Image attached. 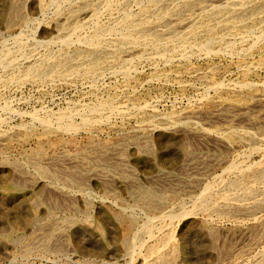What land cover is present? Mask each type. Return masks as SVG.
<instances>
[{"label":"rangeland","instance_id":"rangeland-1","mask_svg":"<svg viewBox=\"0 0 264 264\" xmlns=\"http://www.w3.org/2000/svg\"><path fill=\"white\" fill-rule=\"evenodd\" d=\"M17 16L0 22V264H158L148 248L169 234L162 257L177 248V263L181 239L199 233L192 264H264V106L251 105L264 92V0H18ZM226 101L250 108L212 116ZM34 161L62 176H39ZM148 188L164 194L152 206ZM83 214L102 237L78 227Z\"/></svg>","mask_w":264,"mask_h":264},{"label":"bare ground","instance_id":"bare-ground-1","mask_svg":"<svg viewBox=\"0 0 264 264\" xmlns=\"http://www.w3.org/2000/svg\"><path fill=\"white\" fill-rule=\"evenodd\" d=\"M195 1V0H194ZM219 2V1H218ZM24 4V3H23ZM185 4V3H184ZM194 5V4H193ZM214 5V4H213ZM186 6L187 7H190V6H192L191 5V3H188V4H186ZM240 6V5H239ZM17 14H18V0H0V22L2 21V22H4V23H8V22H10L11 20H13V19H15V17L17 16ZM227 14V13H226ZM20 15V14H19ZM18 17V16H17ZM23 17V16H22ZM25 18V17H24ZM25 20V19H24ZM227 23V22H226ZM191 24V23H190ZM7 25V24H6ZM143 25V24H142ZM137 28V27H136ZM110 29V28H109ZM156 29V28H155ZM110 31V30H109ZM193 32H195L196 31V29H193L192 30ZM108 32V31H107ZM143 32V31H142ZM106 33V32H105ZM217 33V32H216ZM179 34V33H178ZM177 34V35H178ZM101 35V34H100ZM122 35H124V34H121V36ZM125 35H127V34H125ZM129 35V34H128ZM217 35V34H216ZM216 35H214L213 34V36H211L210 38L212 39L213 37H216ZM102 36L104 37V35H101V36H98V38L99 37H101L102 38ZM120 36V35H119ZM95 37H96V35H95ZM127 37V36H126ZM131 37V36H130ZM129 37V38H130ZM98 38H97V42H98ZM100 38V39H101ZM171 38V37H170ZM174 38H176V36L174 37ZM173 38V39H174ZM125 40V38L123 37L122 38V40ZM133 39V38H132ZM211 39H209V43H210V40ZM123 40V41H124ZM93 41V40H92ZM101 41V40H100ZM108 41V40H107ZM121 41V40H120ZM104 42V41H103ZM114 42V41H113ZM119 42V41H118ZM156 42V41H155ZM171 42V41H170ZM213 42V41H212ZM211 42V43H212ZM117 43V42H116ZM125 43V42H124ZM133 43V42H132ZM174 43V42H173ZM176 43V42H175ZM209 43L207 44V45H209ZM100 44V43H99ZM103 44V43H102ZM122 44H123V42H122ZM129 44V43H128ZM135 45V44H134ZM235 45V44H234ZM100 46V45H99ZM121 46V45H120ZM97 47V46H96ZM95 47V48H96ZM174 47V46H173ZM110 48V47H109ZM153 48V47H152ZM176 48V47H175ZM177 49V48H176ZM158 50V49H157ZM94 52V51H93ZM163 54V53H162ZM80 56V55H79ZM51 58V57H50ZM99 58H100V56L98 55V53L97 54H94L93 55V60L94 61H97V60H99ZM112 59V58H111ZM75 60V59H74ZM101 60V59H100ZM53 61V60H52ZM73 61V60H72ZM97 63V62H96ZM66 65V64H65ZM88 65H90V64H88ZM30 67V66H29ZM41 67V66H40ZM80 67V66H79ZM39 68V67H38ZM37 68V69H38ZM40 69V68H39ZM36 70V69H35ZM54 70V69H53ZM101 70V69H100ZM73 71V70H72ZM26 73H28V72H26ZM43 75V74H42ZM254 95V94H253ZM218 100V99H217ZM222 100V99H221ZM237 101H238V99H237ZM100 102H102V101H100ZM104 102V101H103ZM218 102H219V100H218ZM233 102V101H232ZM241 102H242V100H241ZM105 104V103H104ZM108 104V103H107ZM97 105V104H96ZM101 105H102V103H101ZM251 105H253V106H255V105H260V106H264V92H261V93H257V94H255V97H254V101L252 102V104ZM96 107V106H95ZM98 107V106H97ZM108 107V106H107ZM247 107H249V106H247V105H245V104H240V103H229V101L227 102L226 101V103L225 102H220L219 103V107H218V109L215 111V112H213L211 115L212 116H219V118H221V117H228L227 116V114H225L224 113V111H226V110H230V109H232L233 111H234V113H235V115H238V116H240V117H242V115L244 116V111H242L243 109H247ZM256 108H257V106H255ZM259 107V106H258ZM217 108V107H216ZM250 108V107H249ZM253 108V107H252ZM95 109V108H94ZM192 109V108H191ZM90 111V110H89ZM211 112V111H210ZM227 112V111H226ZM232 112V111H231ZM88 113H92V111H90V112H88ZM209 113V112H208ZM247 113V112H246ZM61 114V113H60ZM64 114V113H63ZM63 114L61 115V116H63ZM67 114H69V113H67ZM202 114V113H201ZM229 114V113H228ZM65 115V114H64ZM210 115V114H209ZM230 115V114H229ZM232 115V114H231ZM264 115V114H263ZM262 115V116H263ZM198 116V110H196V109H194V110H190V111H187V112H183V114H182V116L180 117V118H191V117H195V119H196V117ZM205 116V115H204ZM261 116V115H260ZM261 116V117H262ZM70 117H72V116H70ZM156 117V116H155ZM206 117V116H205ZM211 117V116H210ZM214 117H212V118H214ZM239 117V118H240ZM247 117V116H246ZM260 117V118H261ZM64 118H66V116L64 117ZM264 118V117H263ZM60 119H62V118H60ZM70 119V118H69ZM85 120H89V119H87V117L86 118H84ZM145 119V118H144ZM193 119V118H192ZM191 119V120H192ZM198 119V118H197ZM210 119V118H209ZM229 119V118H228ZM43 120H46L47 121V118L46 119H43ZM42 120V121H43ZM71 120L72 119H70V122H69V124L71 123ZM184 120V119H183ZM187 121H188V119H186ZM190 120V119H189ZM216 120V119H215ZM214 120V121H215ZM221 120V119H220ZM219 120V121H220ZM246 120H247V118H246ZM45 121V122H46ZM61 121V120H60ZM67 121V120H66ZM84 121V120H83ZM182 121V120H181ZM185 121V120H184ZM192 121H194V119L192 120ZM222 121V120H221ZM226 121H227V119H226ZM48 122V121H47ZM46 122V123H47ZM150 122V121H149ZM175 122H177V121H175ZM195 122V121H194ZM193 122V123H194ZM2 123V122H1ZM6 123V122H5ZM44 123V122H43ZM49 123V122H48ZM64 123V122H63ZM86 123V122H85ZM94 123V122H93ZM178 123V122H177ZM191 123V122H190ZM226 123V122H225ZM251 123V122H250ZM260 123V122H259ZM61 124V123H60ZM67 124V123H66ZM69 124H67V127L69 126ZM171 124V123H170ZM175 124V123H174ZM192 124V123H191ZM197 124V123H196ZM258 124V123H257ZM52 125V124H51ZM59 125V124H58ZM65 125V124H64ZM85 125V124H84ZM155 125V124H154ZM150 126V128H149V131H153L155 128H156V126ZM186 125V124H185ZM188 126H190V124H187ZM255 125V124H254ZM47 126V125H46ZM72 126H73V124H72ZM93 126V125H92ZM159 126V125H158ZM166 126V125H165ZM194 126V125H193ZM9 127V126H8ZM48 127V129H46V131H48L49 130V127L50 126H47ZM61 127H63V126H61ZM69 127H71V126H69ZM74 127H75V125H74ZM171 127V126H170ZM175 127V126H174ZM181 127H183V126H181ZM185 127V126H184ZM55 128V127H54ZM77 128V127H76ZM161 128H163V127H161ZM178 128H180V127H178ZM187 128V127H186ZM190 128V127H189ZM188 128V129H189ZM195 128V127H194ZM56 129V128H55ZM78 129V128H77ZM164 129H166L165 127H164ZM187 129V130H188ZM174 130V129H173ZM181 130V129H180ZM184 130V129H183ZM182 130V131H183ZM208 130V129H207ZM61 131V130H60ZM75 131V130H74ZM168 131V130H167ZM170 131V130H169ZM175 131V130H174ZM190 131V130H189ZM194 131V130H193ZM196 131V130H195ZM36 132V131H35ZM145 132H147V131H145ZM178 132H179V129H178ZM198 134H200V135H204L203 134V132H200V131H196ZM51 133V132H50ZM191 133V132H190ZM220 133V132H219ZM140 134V133H139ZM44 135V134H43ZM49 135V134H48ZM218 136V135H217ZM193 137V136H192ZM198 137V136H197ZM143 138V137H142ZM200 138V137H199ZM219 138V137H218ZM130 139V138H129ZM187 139V138H186ZM220 139V138H219ZM222 139V138H221ZM225 140V139H224ZM125 142V141H124ZM127 142V141H126ZM200 142V141H199ZM264 142V141H263ZM132 144V143H131ZM138 144V143H137ZM133 145V144H132ZM135 145V144H134ZM220 145V144H219ZM123 146H124V144H123ZM138 146V145H137ZM140 146V145H139ZM147 146V145H146ZM185 146H187V145H185ZM136 147V146H135ZM142 147V146H141ZM137 148V147H136ZM146 148H148V147H146ZM189 148V147H188ZM258 148V147H257ZM94 149V148H93ZM141 149H144V147L143 148H141ZM187 149V148H186ZM185 149V150H186ZM97 150V149H96ZM38 151V150H37ZM36 151V152H37ZM116 151V150H115ZM118 151V150H117ZM116 151V152H117ZM138 151V150H137ZM147 151V150H146ZM105 152V151H104ZM106 152H108V151H106ZM105 152V153H106ZM114 152V151H113ZM118 152H120V151H118ZM141 152V151H140ZM186 152V151H185ZM66 153V152H65ZM103 153V152H102ZM101 153V154H102ZM137 153V152H136ZM139 153V152H138ZM150 153V152H149ZM36 154V153H35ZM38 154H40V152H38ZM37 154V155H38ZM42 154V153H41ZM60 154V153H59ZM99 154V153H98ZM97 154V155H98ZM113 155L115 154V157H116V154L117 153H112ZM100 155V154H99ZM104 155H106V154H104ZM108 155V154H107ZM106 155V156H107ZM113 155H111V156H113ZM124 156V154H122L121 153V156ZM188 155V154H187ZM35 156V155H34ZM64 156V155H63ZM66 156V155H65ZM102 156V155H101ZM122 156V157H123ZM199 156H201V155H199ZM37 157V156H36ZM97 157H100V156H97ZM108 157V156H107ZM191 157V156H190ZM35 158V157H34ZM72 158L73 157H71V159L69 160V161H71L72 160ZM74 158H76V156H74ZM90 158V157H89ZM101 158H103V157H101ZM117 159H119L120 161L122 160V158L120 157V156H117L116 157ZM193 158V157H192ZM39 159V158H38ZM68 159V158H67ZM94 159V158H93ZM123 159H125V157H123ZM202 159H204V158H202ZM7 160V159H6ZM6 160H4V161H6ZM41 160V159H40ZM53 160V159H52ZM77 160V159H76ZM78 160H82V159H78ZM95 160H97V159H95ZM98 160H100V158L98 159ZM118 160V161H119ZM9 161V160H8ZM66 161V160H65ZM102 161V160H101ZM117 161V160H116ZM188 161V165H189V167L188 168H190L192 171H197L198 170V168H200V165L202 164V163H204V162H201V161H198V160H190V158H189V160H187ZM7 162V161H6ZM11 162V161H10ZM43 162V161H42ZM46 162H49V160L48 161H46ZM50 162H52L51 160H50ZM59 162V161H58ZM71 162H73V161H71ZM80 162V161H79ZM208 162V161H207ZM34 165L36 166V171H38V173H39V176H41V175H50V176H52L53 178H59V177H61L62 176V173H61V171L62 170H59L58 168H56V167H50V165H45V164H43V163H41V162H39V161H34ZM53 163H54V161H53ZM61 163V162H60ZM74 163H77V162H74ZM119 163V162H118ZM237 163V162H236ZM11 164L13 165H11L12 167H14L13 169H15V168H17V167H20L17 163H16V161H15V163H12L11 162ZM55 164H57V163H55ZM68 164V163H67ZM238 164V163H237ZM88 165V164H87ZM116 165V164H115ZM123 165V164H122ZM202 165H205V164H202ZM5 166V163H2V164H0V170L3 168ZM61 166V165H60ZM65 166V165H64ZM80 166V165H79ZM86 166V165H85ZM236 166V165H235ZM63 167V166H62ZM71 167V166H70ZM88 167V166H87ZM115 167V166H114ZM203 167H206V165L205 166H203ZM208 167V166H207ZM251 167V166H250ZM74 168V167H73ZM72 168V169H73ZM77 168H78V166H77ZM81 168V167H80ZM93 168V167H92ZM12 169V170H13ZM24 169H26V168H24ZM61 169V168H60ZM63 169V168H62ZM98 169V168H97ZM201 169H204V168H202L201 167ZM234 169V168H233ZM69 170V169H68ZM75 170H77V169H75ZM83 170V169H82ZM93 170V169H92ZM185 170V169H184ZM22 171V170H21ZM26 171V170H25ZM35 171V170H34ZM64 171V170H63ZM72 171V170H71ZM88 171V170H87ZM89 171H91L90 169H89ZM96 171V170H95ZM190 171V170H189ZM199 171V170H198ZM17 172V171H16ZM75 172V171H74ZM74 172H72V173H74ZM92 172V171H91ZM90 172V173H91ZM98 172V171H97ZM99 172H101V171H99ZM200 172V171H199ZM201 172H203V171H201ZM23 173V172H22ZM89 173V177H90V175L92 174H90ZM102 174H103V172H101ZM100 173V174H101ZM106 173V172H105ZM109 173V172H108ZM107 173V174H108ZM193 173V172H192ZM197 173V172H196ZM16 174V173H15ZM24 174V173H23ZM23 174H21V176L23 175ZM41 174V175H40ZM97 174V173H96ZM112 174V173H111ZM200 174V173H199ZM203 174V173H202ZM12 175L13 176H15L14 174H13V172H12ZM17 175V174H16ZM27 175V174H26ZM68 175H71V172L68 174ZM94 175V173L91 175V176H93ZM98 175V174H97ZM96 175V176H97ZM205 175V174H204ZM19 176V175H18ZM67 176V175H66ZM83 176V175H82ZM103 176V175H102ZM105 177H106V175H104ZM24 177V176H23ZM26 177V176H25ZM29 177V176H28ZM71 177V176H70ZM79 177V176H78ZM88 177V176H87ZM98 177H99V175H98ZM97 177V178H98ZM108 177V176H107ZM111 177V176H110ZM113 177V176H112ZM192 177V176H191ZM195 177V176H194ZM193 177V178H194ZM204 177V176H203ZM12 178V177H11ZM11 178H10V180H11ZM40 178V177H39ZM41 178H43V177H41ZM66 178V177H65ZM72 178V177H71ZM82 178V177H81ZM94 178V177H93ZM119 178V177H118ZM192 178V179H193ZM196 178V177H195ZM20 179V177H18L17 178V180H19ZM22 179V178H21ZM29 179H30V177H29ZM73 179V178H72ZM76 179H78V178H76ZM84 179H86V178H84ZM99 179H100V177H99ZM113 179V178H112ZM120 179V178H119ZM122 179H124V178H122ZM150 179V178H149ZM174 179V178H173ZM192 179H189V182H190V180H191V182H193L192 181ZM25 180V179H24ZM28 180V179H27ZM68 180V179H67ZM70 180V179H69ZM69 180H68V182H69ZM82 180H83V178H82ZM101 180L103 181V179L101 178ZM125 180V179H124ZM159 180V179H158ZM179 180V179H178ZM195 180V179H194ZM8 181V180H7ZM21 181V180H20ZM29 181V180H28ZM34 181V180H33ZM84 181V180H83ZM114 181V180H113ZM197 181V180H196ZM223 181V180H222ZM16 182V181H15ZM17 182H19V181H17ZM75 182V181H74ZM109 182V181H108ZM123 182V181H122ZM126 182V181H125ZM125 182H123V183H125ZM188 182V181H187ZM191 182H190V184H191ZM20 183H22V182H20ZM26 184H27V182H25ZM62 183V182H61ZM69 183H72V181L71 182H69ZM78 183V182H77ZM111 183V182H110ZM221 183V182H220ZM33 184V183H32ZM73 184V183H72ZM109 184V183H108ZM17 185V184H16ZM31 185V184H30ZM34 185V184H33ZM33 185H31L32 187H30L29 189H30V192L31 193H33L34 191H35V189L38 187V185L37 184H35L34 186ZM43 185V184H42ZM105 185V184H104ZM238 185V183H235L234 184V186H237ZM240 185V184H239ZM244 185H246V184H244ZM261 185V184H260ZM19 186H20V184H19ZM23 186V185H22ZM25 186V185H24ZM59 186H61V185H59ZM212 186V185H211ZM190 187V186H189ZM21 188H24V187H21ZM47 188V187H46ZM63 188V187H62ZM242 188V187H241ZM27 189V188H26ZM155 189V188H154ZM154 189H152V188H148V189H146L144 192H142V194L140 195V198H141V200L144 202V203H146L148 206H152V201L153 200H155V199H157V200H160V199H162L163 198V196H164V194L163 193H156L155 191H154ZM209 189V188H208ZM243 190V189H242ZM53 191V190H52ZM200 191V190H199ZM51 192V191H50ZM49 192V193H50ZM112 192V191H111ZM35 193V192H34ZM42 193V192H41ZM48 193V192H47ZM1 194V193H0ZM8 194V193H7ZM59 194V193H58ZM66 194H68V193H66ZM87 194V193H86ZM198 194V193H197ZM203 194H204V192H203ZM247 194V193H246ZM2 195V194H1ZM48 195V194H47ZM33 196V195H32ZM38 196V195H37ZM66 196V195H65ZM64 196V197H65ZM86 196V195H85ZM200 196H204V195H200ZM229 196H230V192L228 191V192H225V193H223V194H221L220 195V198H225V199H227V198H229ZM69 197H72V196H70V194H69ZM92 197V196H91ZM205 197L206 196H204V199H205ZM49 198V197H48ZM75 198V197H74ZM198 198H200V197H198ZM34 199V198H33ZM64 199V198H63ZM85 199H87V198H85ZM89 199V198H88ZM247 199V198H246ZM38 200H40L39 198H38ZM68 200V199H67ZM213 200V199H212ZM218 200L219 199H216V200H213L212 201V203L210 204V207H215V206H217V204H218ZM248 200V199H247ZM3 201V200H2ZM31 201V200H30ZM35 201H37V200H35ZM72 201H73V199H72ZM86 201V200H85ZM84 201V202H85ZM104 201V200H103ZM73 202H75V201H73ZM156 202V201H155ZM2 203H4V202H2ZM13 203V202H12ZM36 203V202H35ZM70 203H72V202H70ZM113 203V202H112ZM116 203V202H115ZM157 203V202H156ZM230 203V202H229ZM236 203V202H235ZM37 205H39L38 203H36ZM69 204V203H68ZM87 204V203H86ZM86 204H84V205H86ZM90 204V203H89ZM222 204V203H221ZM12 205V204H11ZM16 205L19 207V208H25V209H29V210H32V207H33V201L32 202H25V203H20V202H17L16 203ZM72 205H74V204H72ZM48 206V205H47ZM55 206V205H54ZM104 206V205H103ZM119 206V205H118ZM201 208H206L207 207V204L206 203H201V205H199ZM198 206V207H199ZM12 207V206H11ZM2 208V207H1ZM109 208V207H108ZM121 208V207H120ZM74 209V208H73ZM84 210V209H83ZM88 210V209H87ZM12 211V209H9L8 207H5V209H4V212H3V214L7 217V219L10 221V222H12V223H14V221L13 220H11L10 218H14V216H12L11 215V213L12 214H14L15 215V213H13V212H11ZM235 211V210H234ZM89 212V211H88ZM17 213H20V212H17ZM83 213V212H82ZM85 213V212H84ZM109 213V212H108ZM97 214V213H96ZM242 214V213H241ZM89 215H90V213H89ZM89 215H87V214H83V216H81V217H79V219H78V227H80L81 229H83V230H86V231H92L93 229H95V230H97L98 231V233H97V236L100 238V237H102V233H101V231H99L98 229H96V228H98V225H97V223L95 222V221H93L92 219H91V217H89ZM111 218L112 219H114L115 217H117L118 218V216L116 215V214H111ZM67 217V216H66ZM207 217V216H206ZM36 218V215L35 214H33V213H29V217L26 219V223H30V222H32V221H35L34 219ZM69 218V217H68ZM77 218V217H76ZM211 218V217H210ZM116 219V218H115ZM114 219V220H115ZM4 220V219H3ZM64 220V219H63ZM76 220V219H75ZM127 221H128V223H127V228L125 229V231H124V238H125V241L128 243V240H129V235H130V233H131V231H132V227H133V222H132V219H130V218H127ZM126 221V222H127ZM38 222V221H37ZM9 223V222H8ZM7 223V224H8ZM33 223V222H32ZM35 223V222H34ZM144 223V222H143ZM217 223V222H216ZM105 224V223H104ZM203 224V223H202ZM34 225V224H33ZM36 225V224H35ZM34 225V226H35ZM40 225V224H39ZM17 226V225H16ZM47 226V225H46ZM68 226V225H67ZM117 226V225H116ZM144 226H145V224H144ZM151 226V225H150ZM207 226V225H206ZM20 227V226H19ZM110 227V226H109ZM156 228H157V226H155ZM161 227V226H160ZM166 227V226H165ZM202 227V226H201ZM110 228H113V227H110ZM117 228V227H116ZM147 228H149V227H147ZM153 228V227H152ZM198 228V227H197ZM203 228V227H202ZM213 228V227H212ZM15 229V228H14ZM37 229V228H36ZM114 229V228H113ZM122 229V228H121ZM138 229L139 228H137V231H138ZM172 229V228H171ZM201 229V228H200ZM148 230V229H147ZM162 230V229H161ZM204 231L206 230V232L208 233V232H211V229H210V227L208 226V227H205L204 229H203ZM102 231H103V229H102ZM119 231V230H118ZM1 232V231H0ZM135 232V231H134ZM149 232V231H148ZM152 232V231H151ZM171 232V231H170ZM175 232V231H174ZM93 233V232H92ZM212 233V232H211ZM215 233V232H214ZM214 233H213V235H214ZM96 234V233H95ZM119 234V233H118ZM20 235V234H19ZM149 235V234H148ZM151 235V234H150ZM185 235V234H184ZM15 236H17V235H15ZM14 236V237H15ZM106 236V235H105ZM211 236H212V234H211ZM13 237V234H12V232L11 233H9L8 235H7V237L5 238L6 240H10L11 238ZM13 237V238H14ZM194 237H196V238H200L201 239V237H202V235L199 233V234H195V235H193V236H188V237H185V238H183V239H181L182 240V242L181 243H183V254H182V259H181V261L179 262H177L178 264H192V262H191V260H190V258H189V256H188V254H187V249H188V247H189V245H192V243L193 242H195V240H194ZM94 238V237H93ZM92 238V239H93ZM114 238V237H113ZM133 237H131V239H132ZM195 238V239H196ZM1 239V238H0ZM15 239V238H14ZM25 239V238H24ZM81 239V238H80ZM88 239V238H87ZM91 239V240H92ZM173 239V235H171V234H169L168 236H167V238L164 240V241H161V242H159V243H156V244H154V245H152V246H150L149 248H148V255H153V257L154 258H157V260H159V262H158V264H172V263H174V261L176 260V254H177V248L175 249L176 250V254L172 257V258H165V257H162V249L161 248H163V246H161V245H163V244H167L168 245V243H170L171 241H174V240H172ZM210 239V238H209ZM213 239V238H212ZM211 239V240H212ZM3 240V239H2ZM84 240V242H85V240L86 239H83ZM95 240V239H94ZM93 240V241H94ZM114 240V239H113ZM12 241H13V239H12ZM15 241V240H14ZM13 241V242H14ZM131 241V240H130ZM12 242V243H13ZM132 242V241H131ZM131 242H130V244H131ZM213 243H214V241H212ZM22 243V242H21ZM114 243V242H113ZM176 243V242H175ZM180 243V244H181ZM10 244V243H9ZM96 243H94V245H95ZM100 244V243H99ZM116 244V243H115ZM143 244V243H142ZM201 244V243H200ZM215 244V243H214ZM18 245V244H17ZM21 245V244H20ZM77 245H78V243H77ZM121 245V244H120ZM173 245V244H172ZM85 246V245H84ZM83 246V247H84ZM105 246V245H104ZM117 246V245H116ZM116 246H114V247H116ZM129 246V245H128ZM177 246V245H176ZM179 246V245H178ZM193 246V245H192ZM198 246V245H197ZM204 246V245H203ZM206 246V245H205ZM97 247V246H96ZM130 247V246H129ZM132 247V246H131ZM207 247V246H206ZM205 247V248H206ZM19 248V247H18ZM128 248V247H127ZM202 248H204V247H200V245L198 246V249H199V251H203V249ZM208 248V247H207ZM214 248V247H213ZM15 249V248H14ZM98 249V248H97ZM198 249H196V250H198ZM216 249V248H215ZM86 250H87V248H86ZM103 250V249H102ZM118 250V249H117ZM195 250V251H196ZM85 251V250H84ZM193 251V250H192ZM117 252V251H116ZM179 252V251H178ZM216 252V251H215ZM101 253V252H100ZM210 253V252H209ZM92 254V253H91ZM90 254V255H91ZM105 254V253H104ZM115 254V253H114ZM138 254V253H137ZM213 254V253H212ZM110 255V254H109ZM139 255V254H138ZM203 254H201V256H202ZM217 255V254H216ZM113 256V255H112ZM168 256V255H167ZM209 256V255H208ZM178 257H179V255H178ZM198 257V256H197ZM216 257V256H215ZM80 258V257H79ZM145 258V257H144ZM180 258V257H179ZM204 258V257H203ZM213 257H211V259H212ZM206 259V258H205ZM203 260V259H202ZM142 261V260H141ZM140 261V262H141ZM206 261V260H205ZM207 261H208V258H207ZM210 261V260H209ZM143 262L145 263L146 262V259H145V261H144V259H143ZM143 263V264H144ZM177 263H174V264H177ZM209 263V262H208ZM207 263V264H208ZM213 263H214V261H213ZM149 264V263H148ZM210 264V263H209ZM218 264V263H217Z\"/></svg>","mask_w":264,"mask_h":264}]
</instances>
